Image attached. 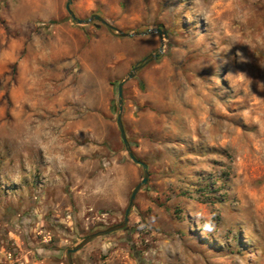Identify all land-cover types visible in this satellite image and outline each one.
<instances>
[{
  "label": "rangeland",
  "instance_id": "374dc122",
  "mask_svg": "<svg viewBox=\"0 0 264 264\" xmlns=\"http://www.w3.org/2000/svg\"><path fill=\"white\" fill-rule=\"evenodd\" d=\"M0 0V264H264V0Z\"/></svg>",
  "mask_w": 264,
  "mask_h": 264
},
{
  "label": "water",
  "instance_id": "95a60500",
  "mask_svg": "<svg viewBox=\"0 0 264 264\" xmlns=\"http://www.w3.org/2000/svg\"><path fill=\"white\" fill-rule=\"evenodd\" d=\"M70 4H71V0H66L65 10H66L67 14L69 15V17L75 23H77V24H89L91 22H98V23H100L101 25H103V26H105L107 28H112L106 22V20H104L102 17H100L97 14H92L90 17H88L85 20L77 19L74 16V14L71 11V9H70ZM115 31L117 32V34L120 37H125V38H130V37H133V36H148V35H150L152 33H158L160 35V47L158 48L157 52L156 53H151V54H148L147 56H145L137 65H135L125 75V77L117 85V103H118V105H117L116 124H117V128H118V131H119L120 139H121V141H122V143L124 145L125 151H126L128 157H129V159L133 163L141 166V168L143 170V178H142L141 182L138 183L135 186V188L133 189V191L131 193L128 205H127L126 210L124 212L123 220L120 223L116 224V225L108 227L107 229H104V230H101V231H97L95 233H92V234L84 237V239L80 243H78L75 247H73L72 249H69L67 251L66 258H67L68 264H72V260H71L72 254H74L77 251H79L80 249H82L86 244H88L89 242H91L95 238L102 237V236L108 235L110 233H113V232H116V231H120V230L125 228V226H126V224L128 222V214H129V211H130V209L132 207V203H133V200L135 198V195L138 192V190L140 189V187L147 183V178H148L147 166H146L145 163L141 162L140 160H138L134 156V154L132 153L131 148H130L128 142H127L126 136H125L124 127H123L122 118H121V116H122V88H123L124 83H126L128 80L132 79L135 76V74L139 70H141L147 63L155 61V60L158 59V57L163 52V46H164L163 40L166 38V33H165L163 28H156V29H153V30L147 29L146 31L141 32V33H124V32L117 31V30H115Z\"/></svg>",
  "mask_w": 264,
  "mask_h": 264
}]
</instances>
